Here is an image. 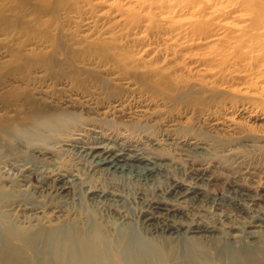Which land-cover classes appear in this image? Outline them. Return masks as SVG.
Instances as JSON below:
<instances>
[{
	"label": "rangeland",
	"instance_id": "374dc122",
	"mask_svg": "<svg viewBox=\"0 0 264 264\" xmlns=\"http://www.w3.org/2000/svg\"><path fill=\"white\" fill-rule=\"evenodd\" d=\"M251 3L264 12V0ZM251 3L0 0V264H40L21 242L39 231L47 248L71 247L66 264L97 237L94 264H157L162 241L143 237L139 215L175 181L203 193L170 201L183 214L170 223L202 227L171 238L179 264H264V22ZM45 106L121 124L39 137L31 109ZM64 144L133 168L100 170ZM150 163L160 175L145 179ZM88 188L121 204L92 201Z\"/></svg>",
	"mask_w": 264,
	"mask_h": 264
},
{
	"label": "bare ground",
	"instance_id": "6f19581e",
	"mask_svg": "<svg viewBox=\"0 0 264 264\" xmlns=\"http://www.w3.org/2000/svg\"><path fill=\"white\" fill-rule=\"evenodd\" d=\"M246 1L247 3L256 2V0H246ZM249 7H250V10L257 12L258 14L263 13L260 20L264 22V12L256 11L257 9L254 8L253 4L252 5L249 4ZM260 20H259V23H260ZM147 75L152 76V75H156V73L150 72ZM84 102L88 103L87 110H92V109L97 110V108H99V105L91 101H84ZM31 114H32L31 121L34 122V128H36V130H39L40 132L39 137H44L43 131L51 133V134H55L54 137H56V136H62V135H69L72 132L80 131L82 127H92L93 129H99L100 131H111L112 133L114 129H116L115 127L119 126L118 124H121L120 122H116V125L113 124V130H112L111 126H108L107 122L104 119L103 120L97 119L94 116H92V114L86 116L84 113V110H80V111L72 110L70 112L66 110L52 111L48 107L45 106V107H38V108L33 107L31 109ZM134 127L136 126H133V128ZM140 127L143 128V126H140ZM117 136L123 137L119 134H117ZM63 146L70 150H82V152L86 153V155H88L90 158L97 160L98 168L100 170L107 169V170L122 171L125 168L126 169L133 168V166H129V162L130 161L133 162V159L125 158L122 155H112L110 151L106 153L105 150L102 151L96 148H86L85 149L82 147H76L75 145L71 146L69 144H64ZM156 164L157 163H150L149 167L143 170L144 172L143 177L145 179L147 178L152 179L160 173L159 167L155 166ZM67 177L69 176L58 175L55 178L56 183H58V185L60 186V191L65 194L69 193L70 191L69 183L72 182V181L70 182L67 181L68 180ZM88 190H89L87 193L88 198L92 201L105 199L106 201H109V202L111 200H114V201H111L114 204H117V202L121 204V200L117 201V198L109 200L108 198L109 196H107L103 192H99L96 190L94 191L91 188H88ZM158 193L161 197L158 199H155V200L153 199L149 201L147 203V206L144 207L146 208V210L143 213L141 212V214L139 215L140 225L142 226V229H143L142 232L144 233L143 237L149 238L147 237V235L148 236L155 235L157 236V238H160V240L162 241V242L157 243L156 248H155V253H153L156 255L157 264H179L178 255L180 254V250L176 246V243H175L176 241H173L171 238L173 236H179L180 232H186L188 230L189 231L199 230L202 227L199 225H189V224L175 226L172 223H170L171 218L178 217L180 220V218L183 216V214H180V211H178L176 208L174 209L172 204H170V201L189 199V198L193 200L194 199L199 200V198L203 196V193L197 187L189 188L183 183L177 182V181L171 182L170 184L167 185L166 188L162 190L159 189ZM117 215H120L119 217L123 218L121 216L122 213L119 211V209H118ZM254 223L261 224L262 222L261 220H259V221H255ZM97 231L100 237L102 238L107 237L101 228H98ZM48 236L49 235L46 234V232H42V231L36 232L34 234H25L21 237V242L23 246L26 247V250L32 253L34 255V258L38 260L40 264H48L47 259H49L50 257L54 259L55 264H66V262L64 261L65 260L64 257L71 258V255L74 254L72 252L71 247L68 246L67 254H64L62 246L60 247L59 245H57V243H55L52 246V248L49 249L46 247ZM96 239L98 240H96L94 244H82L80 246L83 252L82 253L83 257L81 261L74 260V261H70V263H67V264H94L96 259H98L104 253V250H102L98 245L99 238L97 237ZM39 244H43L44 249L37 252V247L39 246ZM140 249H141V252L144 250L142 249V245ZM116 259H117L115 260L116 264H140L139 259H136V260L126 259V261H124L121 256H117ZM232 263L233 264H246V260L234 259ZM258 264H261V263H258Z\"/></svg>",
	"mask_w": 264,
	"mask_h": 264
}]
</instances>
